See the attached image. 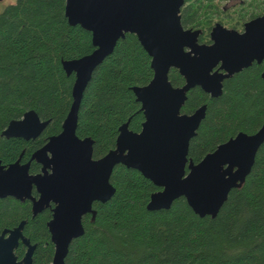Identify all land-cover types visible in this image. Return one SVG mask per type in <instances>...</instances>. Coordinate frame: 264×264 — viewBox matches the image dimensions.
Masks as SVG:
<instances>
[{
  "label": "trees",
  "instance_id": "16d2710c",
  "mask_svg": "<svg viewBox=\"0 0 264 264\" xmlns=\"http://www.w3.org/2000/svg\"><path fill=\"white\" fill-rule=\"evenodd\" d=\"M243 1L234 10L237 19L222 14L218 20L237 28L244 19L264 14V0ZM186 2L180 10L182 25L200 27L199 42L209 44L211 9L219 10V5L207 0ZM254 4L261 6L248 13ZM64 6L65 0H15L0 12V132L11 119L31 109L50 120L45 134L61 128L75 78L65 73L61 62L94 49L89 31L68 24ZM263 70L264 61L234 73L223 80L217 97L198 86L187 92L181 113L206 105L205 117L189 143V160L197 163L237 133L251 134L262 125ZM152 75L149 55L130 33L94 70L79 105L76 128L78 137L94 141L93 157L115 147L123 123L140 131L144 115L131 87L147 84ZM168 76L173 86L184 84L178 70L172 68ZM31 145L0 137V160L11 161ZM110 182L114 194L93 204V220L83 217L84 233L71 241L64 264H264V142L244 182L229 192L215 217L198 216L184 197L168 209L148 210L150 195L160 188L121 164L113 169ZM48 218L45 211L31 217L27 203L0 199V231L25 219L24 234L36 244L34 264L52 261ZM23 252L20 245L16 254L21 257Z\"/></svg>",
  "mask_w": 264,
  "mask_h": 264
},
{
  "label": "water",
  "instance_id": "95a60500",
  "mask_svg": "<svg viewBox=\"0 0 264 264\" xmlns=\"http://www.w3.org/2000/svg\"><path fill=\"white\" fill-rule=\"evenodd\" d=\"M184 3L185 0H65L68 24L89 31L94 49L61 62L65 73L75 77L72 101L61 131L33 155L43 163V175L30 176L27 165L21 167L18 163L6 171L0 168L2 173L17 172L22 177V181L0 178V197L30 199L33 215L51 201L55 203L48 222L54 245L48 264H64L71 241L84 233L82 217L90 214L93 220V203H104L114 194L110 177L119 164L139 171L160 188L150 195L148 210L168 209L175 199L184 197L200 217H215L229 192L239 188L249 174L264 142V122L254 133L239 132L194 163L188 159L189 143L205 117L206 105L190 114L181 113V107L191 88L198 86L210 97H217L224 79L253 62L264 61V14L245 22L241 32L215 24L209 34L211 42L206 44L198 41L200 29L182 25L180 9ZM127 33L137 37L150 57L153 71L147 84L131 87L144 121L138 132L130 130L128 122L123 123L118 128L115 147L93 159L94 141L76 134L79 105L92 73ZM172 68L184 78L182 86L170 82ZM261 77L264 80V70ZM47 122L40 121L34 110H27L22 119L11 120L2 135L35 137ZM48 167L50 173L46 171ZM32 184L39 193L37 200L30 193ZM23 224L0 235V264H32L36 245L23 235ZM19 240L27 250L17 261L14 249Z\"/></svg>",
  "mask_w": 264,
  "mask_h": 264
},
{
  "label": "flooded vegetation",
  "instance_id": "af4514ba",
  "mask_svg": "<svg viewBox=\"0 0 264 264\" xmlns=\"http://www.w3.org/2000/svg\"><path fill=\"white\" fill-rule=\"evenodd\" d=\"M186 5V0H185V3L183 6ZM182 6V7H183ZM181 7V8H182ZM181 10V9H180ZM213 10V9H212ZM217 14V15H216ZM226 15L227 13L225 12V9L224 8H220L219 10H214V12H212V16L213 17H216V21L212 23V26L210 27L209 31H208V38L210 40V31L211 29L214 27L215 24L217 23H220L221 25H223L224 27L226 28H229V29H235L239 32H241L243 30V26H244V23L253 19V18H250V19H244L243 22L241 23V25H238L237 28H234V27H231L229 26V23H225L224 20H218L217 16L218 15ZM216 15V16H215ZM262 15V14H261ZM181 16V15H180ZM232 19H237V15L236 16H232ZM237 23V22H236ZM184 28H191V29H200L201 30V33H202V29L200 27L198 28H194V27H184ZM201 33L199 34V36L201 35ZM198 41H199V37H198ZM211 42V41H210ZM263 62V61H262ZM24 114V113H23ZM23 114L19 117V118H14V119H11V120H19V119H22L23 117ZM39 117V116H38ZM40 121H48L45 128L35 137H30V138H24V137H5L4 135H2V131L7 127L8 123L11 121H9L6 126L3 128V130L0 132V137L1 138H4V139H9V138H18V139H22L23 141L25 142H32V145L30 147H28L26 150H22L17 157H15L14 159H12L11 161H7V162H2L0 160V168L2 171H6L7 169H9V167L11 165H14L16 163H18L21 167H25V165H27V174L30 175V176H37V175H43V163L37 161L36 158L33 157L34 153L37 152L38 150H40L41 148L44 147V145L48 142L49 138L51 136H54V135H57L60 131H61V128L54 132V133H51V134H45V131H46V128L47 126L50 124V120H46V119H41L39 117ZM47 156L48 157H51V153L50 152H47ZM93 157V156H92ZM93 159H97L95 157H93ZM46 171L48 173L51 172V168H46ZM31 196L34 197L36 200L39 198V193L37 192V189H36V186L34 184H32V187H31ZM7 198H10L11 200L15 201V202H18V203H27L29 209H30V213H31V217H34L42 212H48L49 213V218L48 220L46 221V227L48 229V222L51 220L52 218V214H53V208L55 207V203L53 201L50 202V204L45 207L44 209H42L40 212L36 213L35 215H33V211H32V201L30 199H27L25 198L24 200H20V199H17L13 196H10V195H7V196H4V197H0V199H7ZM95 203V202H94ZM93 203V204H94ZM93 207V206H92ZM86 215H89L91 216L90 214H85L84 216ZM83 216V217H84ZM83 217H82V220H83ZM21 222H24L23 224V229H22V233L23 235L25 236L24 234V226H25V223H26V220L25 219H22L20 220L16 225H13L11 227H4L1 229L0 231V235L2 234V232L6 231V230H11L15 227H17ZM48 232H49V229H48ZM50 234V233H49ZM7 235V234H6ZM26 238H28L27 236H25ZM29 239V238H28ZM51 240V238H50ZM29 242H30V239H29ZM31 245H33V243L30 242ZM22 245L23 248H24V252L22 254L21 257H19L17 254H16V250L19 248V246ZM36 245V244H35ZM36 247V246H35ZM27 250V247L21 242V240H19V244L18 246L14 249V254L16 255L17 257V261H20L23 256L25 255V252ZM35 250V249H34ZM34 250H33V253H34ZM32 264H34L33 262V254H32Z\"/></svg>",
  "mask_w": 264,
  "mask_h": 264
},
{
  "label": "rangeland",
  "instance_id": "374dc122",
  "mask_svg": "<svg viewBox=\"0 0 264 264\" xmlns=\"http://www.w3.org/2000/svg\"><path fill=\"white\" fill-rule=\"evenodd\" d=\"M15 0H0V12L4 9V7L10 3H14ZM208 3L218 4L219 8H224L227 13L224 17L232 18V16H236L234 14V10L239 8V4H245L243 0H207ZM187 3V2H186ZM257 6V8H256ZM261 4H254L248 7L250 13L253 9L256 11L259 9ZM212 10V9H211ZM214 12V10H212ZM217 15V14H216ZM215 15V16H216ZM247 17V16H246ZM213 22L216 21V17H212Z\"/></svg>",
  "mask_w": 264,
  "mask_h": 264
},
{
  "label": "bare ground",
  "instance_id": "6f19581e",
  "mask_svg": "<svg viewBox=\"0 0 264 264\" xmlns=\"http://www.w3.org/2000/svg\"><path fill=\"white\" fill-rule=\"evenodd\" d=\"M0 178L6 181H11V180L22 181V177L17 172H6V173L0 172Z\"/></svg>",
  "mask_w": 264,
  "mask_h": 264
}]
</instances>
